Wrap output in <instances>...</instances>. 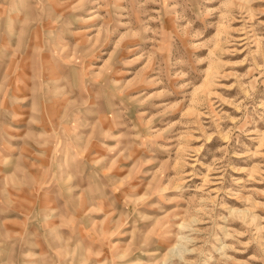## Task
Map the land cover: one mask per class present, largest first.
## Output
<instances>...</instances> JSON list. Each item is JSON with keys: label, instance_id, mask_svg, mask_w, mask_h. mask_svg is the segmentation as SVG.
I'll use <instances>...</instances> for the list:
<instances>
[{"label": "rangeland", "instance_id": "374dc122", "mask_svg": "<svg viewBox=\"0 0 264 264\" xmlns=\"http://www.w3.org/2000/svg\"><path fill=\"white\" fill-rule=\"evenodd\" d=\"M0 264H264V0H0Z\"/></svg>", "mask_w": 264, "mask_h": 264}]
</instances>
